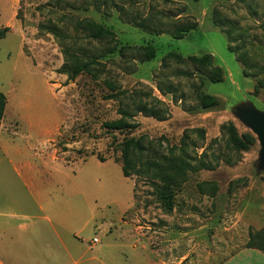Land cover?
I'll use <instances>...</instances> for the list:
<instances>
[{"label": "rangeland", "instance_id": "374dc122", "mask_svg": "<svg viewBox=\"0 0 264 264\" xmlns=\"http://www.w3.org/2000/svg\"><path fill=\"white\" fill-rule=\"evenodd\" d=\"M107 1L108 16L96 11L92 0H0V92L7 97L5 120L0 121V159L4 150L24 153L31 145V153L42 155L37 164L54 166L55 151L66 182L78 184L86 196L99 201L100 217L113 221V230L119 231V218L127 217L135 242L134 228H140L146 240L139 246H147L153 264H222L246 247L251 231L264 229V146L243 119L247 113L264 116V88L255 92L263 75L254 76L257 68L264 66V0ZM112 2L128 8L130 17L119 19ZM215 10L236 27L235 52L229 50L227 35L214 23ZM156 11L172 20L192 17L199 26L175 39L170 33L150 34L128 21ZM85 18L103 24L116 34L121 46L135 50L125 58L115 54L105 59L106 72L101 79L81 74L71 80L59 73L65 63L60 40L41 26L56 24L69 34V45L94 52L100 45L75 29L77 21ZM171 18L163 17V21L170 23ZM144 46L155 50L153 60L141 62L139 53L134 54ZM244 52L250 77L244 75V66L236 56ZM171 53L185 58L214 56L225 79L206 81L203 90L218 98L216 107L200 106L194 88L200 80L198 73L192 74V65L170 62L163 66ZM182 70L192 76L182 75ZM107 82H113L116 90ZM154 99L162 102L157 106L165 120L136 112L138 103ZM123 109L134 115L126 120L136 127L108 129L106 124L120 120ZM228 121L240 134H253L255 145L235 165L222 162L215 170L191 174L177 192L172 211L163 207L146 178L123 175L118 160L126 136L152 140L169 153L171 148L178 152L188 134L198 145L195 149L190 142L189 151L195 156L215 139L221 140V126ZM196 130H204L205 137ZM218 148L214 144L206 150L208 160H214L211 154ZM0 167L10 170L6 172L10 181L0 186L2 200L16 194L21 184L8 162L1 161ZM215 185L216 193L212 191ZM4 188L7 191H1ZM246 258L243 255L241 259Z\"/></svg>", "mask_w": 264, "mask_h": 264}, {"label": "trees", "instance_id": "16d2710c", "mask_svg": "<svg viewBox=\"0 0 264 264\" xmlns=\"http://www.w3.org/2000/svg\"><path fill=\"white\" fill-rule=\"evenodd\" d=\"M92 3L98 12H102L108 16L106 12L107 0H92ZM114 6L119 11V19H123V15H128V8L125 6H119L115 2ZM85 10L89 8L84 6ZM185 10L177 14L180 17ZM214 23L221 28V30L227 35L228 48L231 52H235L232 47V43L237 42V38L234 37L235 25L228 18L221 16L218 10L214 11ZM163 17L171 18L169 15H165L164 12L156 11L155 13H149L148 16H133L128 21L130 24L150 33L153 35H161L163 33H170L175 39H182L184 36L198 28V21L192 17H186L184 20H172L170 23L163 21ZM229 27V28H226ZM47 33L53 35L60 40L61 48L65 54V63L59 69V73L65 74L69 79L75 80L77 76L81 74H88L91 78L98 80L106 72L105 59H109L115 54L120 57H127L129 51L135 50L131 46H121L120 42L116 38V34L107 29L103 24L96 22L91 18H85L78 20L75 29L82 33L85 38L90 42L100 45L94 52H90L89 48L78 47L75 48L68 44L69 34H67L61 27L56 24L49 26H41ZM102 46V47H101ZM138 50V51H137ZM139 53L140 61L147 62L155 58V50L151 46H144L136 48L135 55ZM237 60L244 66V75L250 77L247 71L248 60L246 53L236 55ZM108 61V60H107ZM174 62L178 65H192L193 73H198L200 84L195 86V95L201 107L208 109L216 107L219 104V100L216 96L207 94L204 92V86L206 81L209 82H223L225 79V72L222 67L215 63L214 56L211 54H205L203 56H190L183 57L179 54H168L163 60V66H167L168 63ZM258 72L254 75L258 77L257 84L255 86V92L264 88V66L257 68ZM182 75L192 76L191 72L180 71ZM194 75V74H193ZM107 85L112 91L116 90L113 82H107ZM174 89V87L171 86ZM160 91L165 90L160 87ZM170 90L169 93H171ZM154 101L156 103H154ZM158 104H162L160 100H153L152 102H140L136 106L137 113H143L148 117H153L158 120H165V115L162 114L158 108ZM7 107V97L4 93L0 92V121L5 116ZM122 118L114 121L110 124H106L108 129L113 131H124L126 129L135 128L127 122L126 119L133 118V114L127 110H121ZM222 138L221 140L215 139L209 148H205V151L201 155H193L190 151V142L195 149L198 148L196 142L191 141L190 135L185 134L183 137L181 146L176 152L175 148H171L169 153L162 151L161 144L157 146L152 140H146L144 137L135 138L126 136L123 142L120 144L121 156L118 163L122 165L123 175L127 178L136 176L137 178H146L150 186L154 189L157 195V199L162 203L163 207L168 211L174 209V201L177 192L183 188L189 181L191 174L198 173L203 170H215L220 163L224 162L228 165H235L242 160L243 154L248 152L256 143V138L251 133L240 134L236 125L232 121H228L221 126ZM201 137H205L204 130H196ZM218 145L217 153H212V160L209 159V154L206 150L210 149L213 145ZM100 160H104L102 157H98ZM203 184H208L204 182ZM209 185H213L210 184ZM212 191L216 193L217 186L212 187ZM245 248L258 249L264 251V229L258 231H251L249 242Z\"/></svg>", "mask_w": 264, "mask_h": 264}, {"label": "crops", "instance_id": "0c3cea01", "mask_svg": "<svg viewBox=\"0 0 264 264\" xmlns=\"http://www.w3.org/2000/svg\"><path fill=\"white\" fill-rule=\"evenodd\" d=\"M27 150H4L0 159L21 184L16 194L0 200V264H153L147 246H139L146 240L139 227L135 242L127 217L113 230V221L100 217L99 201L66 182L55 151L51 166L37 164L42 155L31 153V145ZM6 172L0 167V186L10 181ZM222 264H264V251L244 248Z\"/></svg>", "mask_w": 264, "mask_h": 264}, {"label": "water", "instance_id": "95a60500", "mask_svg": "<svg viewBox=\"0 0 264 264\" xmlns=\"http://www.w3.org/2000/svg\"><path fill=\"white\" fill-rule=\"evenodd\" d=\"M243 119L248 123L264 146V116L258 113H247L243 116Z\"/></svg>", "mask_w": 264, "mask_h": 264}, {"label": "built area", "instance_id": "2783aa9c", "mask_svg": "<svg viewBox=\"0 0 264 264\" xmlns=\"http://www.w3.org/2000/svg\"><path fill=\"white\" fill-rule=\"evenodd\" d=\"M98 239L97 238H94L93 241L96 242Z\"/></svg>", "mask_w": 264, "mask_h": 264}]
</instances>
